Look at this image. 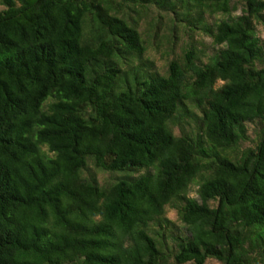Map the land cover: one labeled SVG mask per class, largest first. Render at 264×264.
<instances>
[{"label": "trees", "instance_id": "obj_1", "mask_svg": "<svg viewBox=\"0 0 264 264\" xmlns=\"http://www.w3.org/2000/svg\"><path fill=\"white\" fill-rule=\"evenodd\" d=\"M258 27L264 0H0V264H264Z\"/></svg>", "mask_w": 264, "mask_h": 264}, {"label": "rangeland", "instance_id": "obj_2", "mask_svg": "<svg viewBox=\"0 0 264 264\" xmlns=\"http://www.w3.org/2000/svg\"><path fill=\"white\" fill-rule=\"evenodd\" d=\"M258 36L261 38V40L264 43V30L261 27H258ZM205 43L207 45H209L210 44V40L206 39ZM152 56L156 59V63H157L158 68L163 71L164 67H165V64H166L165 59H163L160 56V53H158L157 55L152 54ZM195 191H196V188H193V190L191 191V196L192 197H196ZM169 218L179 224V222H177V217H176L175 213L169 212ZM206 264H220V263L217 262L216 260H208L206 262Z\"/></svg>", "mask_w": 264, "mask_h": 264}]
</instances>
